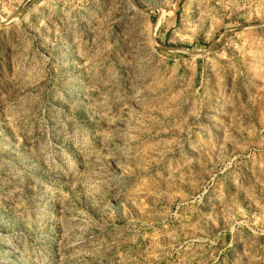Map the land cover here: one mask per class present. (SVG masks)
Instances as JSON below:
<instances>
[{"label": "rangeland", "instance_id": "rangeland-1", "mask_svg": "<svg viewBox=\"0 0 264 264\" xmlns=\"http://www.w3.org/2000/svg\"><path fill=\"white\" fill-rule=\"evenodd\" d=\"M0 264H264V0H0Z\"/></svg>", "mask_w": 264, "mask_h": 264}]
</instances>
